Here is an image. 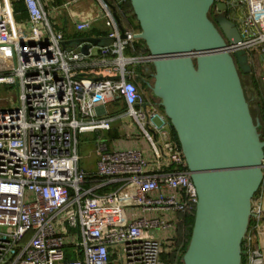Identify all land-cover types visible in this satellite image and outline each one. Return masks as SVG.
I'll return each instance as SVG.
<instances>
[{
	"label": "built area",
	"instance_id": "1",
	"mask_svg": "<svg viewBox=\"0 0 264 264\" xmlns=\"http://www.w3.org/2000/svg\"><path fill=\"white\" fill-rule=\"evenodd\" d=\"M14 1L0 0V48L10 62L0 82L17 93L14 105L0 101V264H165L172 252L182 258L177 231L195 213L197 192L150 88L153 57L140 30L120 16L127 0H95L99 7L88 18L74 9L83 0H22L28 18L21 21ZM219 2L232 9L242 42L231 54L247 56L264 112V0ZM61 11L80 33L103 24L99 38L111 43L88 54L85 43L64 48L66 34L51 22ZM119 105L125 110L109 114ZM125 116L134 126H113ZM113 133L138 147H117ZM85 134L101 140L94 171L80 166ZM262 164L243 264H264Z\"/></svg>",
	"mask_w": 264,
	"mask_h": 264
},
{
	"label": "water",
	"instance_id": "2",
	"mask_svg": "<svg viewBox=\"0 0 264 264\" xmlns=\"http://www.w3.org/2000/svg\"><path fill=\"white\" fill-rule=\"evenodd\" d=\"M107 1V0H106ZM153 57L154 97L176 133L198 201L183 264H243L252 202L263 181L264 140L241 81L252 67L219 0H128ZM114 9V7H113ZM219 15L213 20L210 11ZM120 23V19L115 14ZM105 46L87 37L63 43Z\"/></svg>",
	"mask_w": 264,
	"mask_h": 264
},
{
	"label": "rangeland",
	"instance_id": "3",
	"mask_svg": "<svg viewBox=\"0 0 264 264\" xmlns=\"http://www.w3.org/2000/svg\"><path fill=\"white\" fill-rule=\"evenodd\" d=\"M233 14L231 13V17ZM61 20L65 21V18H62V16L55 15V17H51L52 24L57 27V25L60 23ZM68 30L71 28V26L65 27ZM8 57V52L5 50V48L0 49V61L1 59H6ZM10 62H7L9 64ZM8 69H10V64L8 65ZM241 81L244 88H248V91H253L254 96L256 98V102L252 105L249 104L251 114L254 120V124L256 126L257 133L261 136L264 133V119L259 116L258 113L254 110V106H262V95H261V82L260 80H257L256 77L253 75L251 80L244 81L243 75L241 76ZM142 84V83H141ZM142 90L146 92L145 86L141 85ZM16 88L15 86H9L4 84L3 82H0V101L5 100L8 105H14L16 103ZM246 95V94H245ZM125 110V105H119L116 109L111 108L109 109V114L116 113V112H122ZM264 117V115H263ZM125 124H131L134 126V123L132 122V119H130L128 116H125L121 118L119 121L115 122L113 126H121ZM100 138L97 135L93 134H85L80 137L79 142V155L81 157L80 160V166L86 170L94 171V168L96 167L97 162V156H96V145L99 143ZM164 261V259H163Z\"/></svg>",
	"mask_w": 264,
	"mask_h": 264
},
{
	"label": "crops",
	"instance_id": "4",
	"mask_svg": "<svg viewBox=\"0 0 264 264\" xmlns=\"http://www.w3.org/2000/svg\"><path fill=\"white\" fill-rule=\"evenodd\" d=\"M64 0H61L60 2H57V0L55 1V4H61ZM50 7V6H49ZM99 6L97 5V2L95 0H83L79 5H76L74 7L75 12L79 13L83 18H88L93 16L94 11L96 8H98ZM58 16H62V18H65L64 20H61L60 23L57 25L58 28H61L62 30H64L66 37H67V41L69 40H74V39H78V38H87V37H99V36H104L106 34L105 28L103 26V24L99 23L97 24L91 31L89 32H85V33H80L77 32L74 28V25L72 23V19H71V14L66 12V11H61ZM28 18V16L23 19L26 20ZM71 26V28L68 30L67 26ZM3 47H1L0 49H2ZM8 62V60H4L1 59L0 61V71L2 73L7 74L8 73V65L6 63ZM154 69V67H153ZM111 137L113 140H115V145L119 148H137L138 144L129 139L128 140H123L120 139L119 136H117L116 134H111ZM145 145V149H149V145L147 142H144ZM147 156L149 158H152V155L149 153H147ZM95 170V168H94Z\"/></svg>",
	"mask_w": 264,
	"mask_h": 264
},
{
	"label": "trees",
	"instance_id": "5",
	"mask_svg": "<svg viewBox=\"0 0 264 264\" xmlns=\"http://www.w3.org/2000/svg\"><path fill=\"white\" fill-rule=\"evenodd\" d=\"M61 0H57L60 2ZM110 3H115L117 0H108ZM15 11L18 13L17 19L19 21L25 19L27 17V12L22 0H15L14 1ZM120 9V16L123 21L126 23L131 29L140 30V25L134 16L132 7L130 2L127 0L125 4L119 7ZM141 46H144V42L141 41ZM264 119V117H262ZM174 136L177 138L176 133L172 128ZM194 217L195 213L192 212L190 214L185 215L183 222L179 225L177 231V239H176V248H182V252L184 253L191 238V233L194 224ZM165 264H183L182 258H177L176 252L167 253L163 257ZM178 259V260H177Z\"/></svg>",
	"mask_w": 264,
	"mask_h": 264
},
{
	"label": "flooded vegetation",
	"instance_id": "6",
	"mask_svg": "<svg viewBox=\"0 0 264 264\" xmlns=\"http://www.w3.org/2000/svg\"><path fill=\"white\" fill-rule=\"evenodd\" d=\"M231 13H232V9L230 7H227V9L222 13V15H223V17H226L229 20L234 22V20L231 17ZM219 14H221V13H218L215 9H212L210 11V17L213 20L215 19L216 15H219ZM242 75H243V80L247 82V81H249V79L251 80L253 73L252 72L251 73H243L241 71V76ZM244 90H245V94H246V98H247L248 103L250 105L254 104L256 102V98L254 96L253 91L249 92L247 87L244 88ZM254 110L256 111V113H258L259 116L261 115V117H263L264 112H263L262 106L261 107L260 106H256V107L254 106Z\"/></svg>",
	"mask_w": 264,
	"mask_h": 264
}]
</instances>
